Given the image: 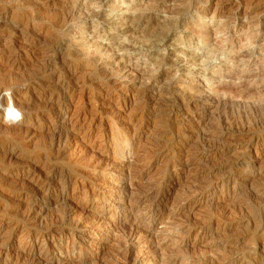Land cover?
<instances>
[{
  "label": "rangeland",
  "instance_id": "374dc122",
  "mask_svg": "<svg viewBox=\"0 0 264 264\" xmlns=\"http://www.w3.org/2000/svg\"><path fill=\"white\" fill-rule=\"evenodd\" d=\"M223 1L0 0V264H264V0Z\"/></svg>",
  "mask_w": 264,
  "mask_h": 264
},
{
  "label": "clouds",
  "instance_id": "9594fccd",
  "mask_svg": "<svg viewBox=\"0 0 264 264\" xmlns=\"http://www.w3.org/2000/svg\"><path fill=\"white\" fill-rule=\"evenodd\" d=\"M7 100L6 104H0V111H3V122L8 126L18 125L23 120V113L15 106L12 100V90L5 89L0 92V100Z\"/></svg>",
  "mask_w": 264,
  "mask_h": 264
},
{
  "label": "bare ground",
  "instance_id": "6f19581e",
  "mask_svg": "<svg viewBox=\"0 0 264 264\" xmlns=\"http://www.w3.org/2000/svg\"><path fill=\"white\" fill-rule=\"evenodd\" d=\"M223 2H227L226 0L225 1H223ZM243 2H245V1H243ZM231 4V3H230ZM233 5V4H232ZM229 6V5H228ZM239 6V5H238ZM221 9V8H220ZM251 62V61H250ZM255 73V72H254ZM264 73V72H263ZM250 74H252L251 72H250ZM259 74H262V73H259ZM244 75V74H243ZM255 75V74H254ZM245 76V75H244ZM258 76V75H257ZM260 76V75H259ZM240 77V76H239ZM246 77V76H245ZM247 78V77H246ZM239 79V78H238ZM248 80V79H247ZM236 81V80H235ZM239 81V80H238ZM241 81H243V80H241ZM246 81V80H245ZM255 81V80H254ZM257 82H258V80H256ZM260 81V80H259ZM262 82V81H261ZM236 83V82H235ZM235 85H237V84H235ZM233 86H234V84H233ZM250 87V86H249ZM189 95V94H188ZM210 95V94H209ZM208 95V96H209ZM207 96V95H206ZM211 96V95H210ZM193 97V96H192ZM199 97V96H198ZM205 97V96H204ZM206 98V97H205ZM202 99V98H201ZM209 99V98H208ZM135 100V99H134ZM185 100V99H184ZM218 100V99H217ZM188 101V100H187ZM191 101V100H190ZM187 105H188V103H186ZM186 104H184V105H186ZM190 105V104H189ZM189 105H188V107H189ZM216 112V111H215ZM212 113V112H211ZM224 123V122H223ZM227 124V123H226ZM250 130V129H249ZM220 152V151H219ZM252 175V174H251ZM245 176V175H244ZM243 176V177H244ZM247 176V175H246ZM132 178V177H131ZM230 179V178H229ZM128 185V184H127ZM99 217V216H98ZM103 224V223H102ZM140 224V223H139ZM135 229H137V228H135ZM134 229V230H135ZM133 230V229H132ZM133 230V231H134ZM138 230V229H137ZM146 230V229H145ZM145 232V231H144ZM133 233H135V232H133ZM146 233V232H145ZM138 234V233H137ZM133 235V234H132ZM134 235H136V234H134ZM135 237V236H134ZM153 238V237H152ZM156 238V242H157V237H155ZM159 238V237H158ZM132 239V238H131ZM136 239V238H135ZM152 242H154V241H152ZM151 242V243H152ZM159 242V241H158ZM158 244V243H157ZM156 243H155V245H157ZM152 245H154V244H152ZM130 246V245H129ZM155 247V246H154ZM161 247V246H160ZM74 248V247H73ZM152 248V247H151ZM150 248V249H151ZM156 248V247H155ZM154 249V248H153ZM158 249V248H157ZM161 249V248H160ZM129 250V249H128ZM154 251V250H153ZM17 259V258H16ZM8 262V261H7ZM12 264V263H11Z\"/></svg>",
  "mask_w": 264,
  "mask_h": 264
}]
</instances>
